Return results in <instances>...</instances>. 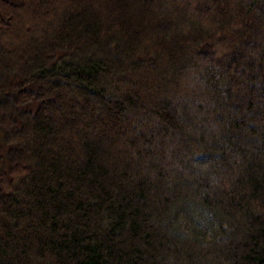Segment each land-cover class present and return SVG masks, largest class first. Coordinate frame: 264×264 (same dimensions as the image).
<instances>
[{"label":"trees","instance_id":"trees-1","mask_svg":"<svg viewBox=\"0 0 264 264\" xmlns=\"http://www.w3.org/2000/svg\"><path fill=\"white\" fill-rule=\"evenodd\" d=\"M0 264H264V0H0Z\"/></svg>","mask_w":264,"mask_h":264},{"label":"rangeland","instance_id":"rangeland-1","mask_svg":"<svg viewBox=\"0 0 264 264\" xmlns=\"http://www.w3.org/2000/svg\"><path fill=\"white\" fill-rule=\"evenodd\" d=\"M21 17H22V19H25L24 15H23V16H21ZM57 124H60V125H61L62 123H60V122H59V123H57Z\"/></svg>","mask_w":264,"mask_h":264}]
</instances>
